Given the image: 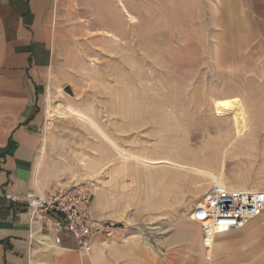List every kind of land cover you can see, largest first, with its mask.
<instances>
[{"label":"rangeland","instance_id":"374dc122","mask_svg":"<svg viewBox=\"0 0 264 264\" xmlns=\"http://www.w3.org/2000/svg\"><path fill=\"white\" fill-rule=\"evenodd\" d=\"M61 11L57 108L90 116L117 150L207 174L126 161L87 123L55 118L42 155L52 192L94 182L111 220L149 242L189 222L215 183L264 191V0H64ZM226 236L238 239L218 249ZM227 253L264 264V216L205 249L208 264Z\"/></svg>","mask_w":264,"mask_h":264},{"label":"crops","instance_id":"0c3cea01","mask_svg":"<svg viewBox=\"0 0 264 264\" xmlns=\"http://www.w3.org/2000/svg\"><path fill=\"white\" fill-rule=\"evenodd\" d=\"M63 5L64 0H0V264H208L201 226L190 217L153 232L149 242L134 235L98 238L87 256L69 236L47 233L40 220H32L26 196H43L56 186L52 164L42 155L46 98L64 79L59 58L69 33L62 27ZM110 209L111 203L96 199L90 213L113 220ZM254 228L241 238L252 236ZM237 239L218 238V249ZM229 253L224 264L237 263Z\"/></svg>","mask_w":264,"mask_h":264},{"label":"built area","instance_id":"2783aa9c","mask_svg":"<svg viewBox=\"0 0 264 264\" xmlns=\"http://www.w3.org/2000/svg\"><path fill=\"white\" fill-rule=\"evenodd\" d=\"M98 195L94 182H85L43 196L28 195L26 200L32 220H40L43 231L69 236L76 251L87 256L98 238L120 241L129 231L125 224L93 218L90 209ZM263 214L264 191L230 189L215 183L190 219L201 226L204 248L210 250L218 235L240 231ZM137 232L140 230L133 235L143 236Z\"/></svg>","mask_w":264,"mask_h":264},{"label":"bare ground","instance_id":"6f19581e","mask_svg":"<svg viewBox=\"0 0 264 264\" xmlns=\"http://www.w3.org/2000/svg\"><path fill=\"white\" fill-rule=\"evenodd\" d=\"M125 12H127V9L125 10ZM51 96H52L51 95V91H49V94H48V96L46 98V106H47V110H46V116L47 117H46V119L48 121H50L49 122L50 124L52 123V121L55 118H62V119H64V118H69V117H75V118H78L80 121L87 123L93 129H96L100 133L99 135H101L104 138V140L106 141V143H108L112 148H114L120 154V156L124 160H126V161H133V162H136L138 164H141V165H143L145 167H156V168H158V166L159 167L160 166H166L168 168H175V169H178L180 171H188V172L194 173L196 175H201V174H204L205 173L204 171H201V170H199V169H197V168H195L193 166H190V165L188 166L187 164L180 163L179 161H173L174 159L170 160L168 158H165V159H162L161 158V159L158 160V158H157V160H153V159H149L148 157L145 158V156L144 157H141V156L130 155L128 153H124V152H122L120 150H117V148L115 147V145L108 139V137L105 135V133H103L102 131H99L98 127L94 125V123H93L92 119L90 118V116L84 115V114L80 113L81 111L79 112L78 110H75L73 108H69L67 110H62L60 108L58 109L57 108V105L54 104ZM207 157H209V156H207ZM205 174H207V173H205ZM217 184H219V183H217ZM239 190L253 191V188L252 189H244L243 188V189H239ZM210 246H211V248L213 247V245L211 243H210Z\"/></svg>","mask_w":264,"mask_h":264},{"label":"water","instance_id":"95a60500","mask_svg":"<svg viewBox=\"0 0 264 264\" xmlns=\"http://www.w3.org/2000/svg\"><path fill=\"white\" fill-rule=\"evenodd\" d=\"M64 91H65L66 94H68L70 96H74V93H73L72 88L70 86H66L64 88Z\"/></svg>","mask_w":264,"mask_h":264}]
</instances>
